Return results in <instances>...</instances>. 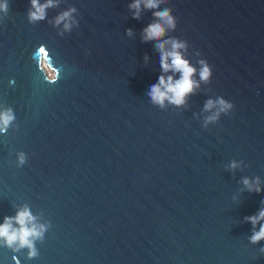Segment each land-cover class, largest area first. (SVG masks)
Returning <instances> with one entry per match:
<instances>
[{"label":"water","instance_id":"1","mask_svg":"<svg viewBox=\"0 0 264 264\" xmlns=\"http://www.w3.org/2000/svg\"><path fill=\"white\" fill-rule=\"evenodd\" d=\"M132 2L56 0L33 21L31 0H0V112L15 116L0 131V224L27 207L44 226L34 256L0 238V264H264L246 220L264 191L243 183L264 188V0L162 4L178 19L165 39L213 68L179 107L148 95L163 74L141 38L155 10L133 19ZM73 7L71 30L56 25ZM221 96L234 108L205 128Z\"/></svg>","mask_w":264,"mask_h":264},{"label":"clouds","instance_id":"2","mask_svg":"<svg viewBox=\"0 0 264 264\" xmlns=\"http://www.w3.org/2000/svg\"><path fill=\"white\" fill-rule=\"evenodd\" d=\"M165 2L166 0H133L128 7L132 10L133 19L136 20L141 19V13L145 9L155 10L152 15L155 17L156 22L149 23L142 30L141 38L144 43L157 42L155 47L160 53V66L163 74L159 76L158 83L151 85L148 95L154 104L161 107H164L166 102L179 107L184 106L187 103V98L195 94L196 89L200 87V81L211 82L213 68L206 59H200L198 69L191 63L190 59L186 58L184 51L189 46L188 41H181L178 38L165 39L169 29L174 31L178 27V19L171 8L159 10ZM31 3L35 11L30 12V19L36 21L45 19L46 9L55 6L56 0H47V3L43 5L39 3V0H31ZM0 9L6 11L7 5L0 4ZM75 11L76 8L73 7L63 12L56 18L55 24L59 25L64 22V29L70 31L72 24L77 23L72 16ZM126 34L130 37L134 35L131 28L127 29ZM197 55H201V53L198 51ZM36 59L40 68L47 71L50 82L54 83L57 79V71L50 64L49 54L45 46H41L37 50ZM169 72L173 74L169 75ZM176 74H179L178 79ZM197 75L199 80L196 79ZM233 108L234 104L222 96L215 100L208 99L204 110L212 114L206 117L204 127L207 128L208 124L218 121L221 114H229ZM14 119L12 109L9 108L0 112V131H7ZM24 162L25 156L21 153L20 163L23 164ZM238 166L235 161L231 164L232 169H236ZM243 183L249 191H264V188L259 186L260 180L258 177L255 184L247 178L244 179ZM246 220L254 228L259 225V230L254 231L250 237L251 243L259 244L264 241V224L260 223L264 221V209H261L258 215L246 217ZM14 225H19V227ZM43 231L44 226L35 222V217L27 207L18 211L15 217H5L4 223L0 224V238L6 239L9 246L17 241L21 247L27 246L31 250L30 256L36 255L33 240L40 238ZM261 251H264V249H261Z\"/></svg>","mask_w":264,"mask_h":264}]
</instances>
